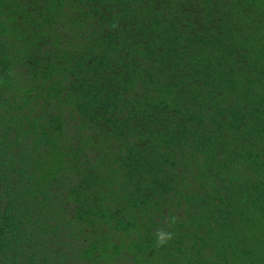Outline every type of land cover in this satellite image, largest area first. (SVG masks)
Instances as JSON below:
<instances>
[{
	"label": "trees",
	"instance_id": "obj_1",
	"mask_svg": "<svg viewBox=\"0 0 264 264\" xmlns=\"http://www.w3.org/2000/svg\"><path fill=\"white\" fill-rule=\"evenodd\" d=\"M0 264H264V0H0Z\"/></svg>",
	"mask_w": 264,
	"mask_h": 264
},
{
	"label": "clouds",
	"instance_id": "obj_2",
	"mask_svg": "<svg viewBox=\"0 0 264 264\" xmlns=\"http://www.w3.org/2000/svg\"><path fill=\"white\" fill-rule=\"evenodd\" d=\"M158 242L159 243H164V241H165V234H163V233H159L158 232ZM168 238L170 239L171 238V234H168Z\"/></svg>",
	"mask_w": 264,
	"mask_h": 264
}]
</instances>
